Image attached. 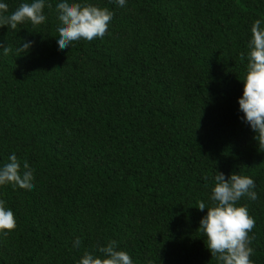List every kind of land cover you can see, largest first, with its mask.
Returning a JSON list of instances; mask_svg holds the SVG:
<instances>
[{
  "label": "trees",
  "instance_id": "obj_1",
  "mask_svg": "<svg viewBox=\"0 0 264 264\" xmlns=\"http://www.w3.org/2000/svg\"><path fill=\"white\" fill-rule=\"evenodd\" d=\"M25 2L0 0L8 14ZM59 2L41 25L0 27V165L15 153L34 176L31 190L0 186L16 218L0 264H78L109 241L133 264H217L196 231L216 171L254 180L258 198L239 206L264 264V152L237 103L264 0H76L114 15L102 39L66 50Z\"/></svg>",
  "mask_w": 264,
  "mask_h": 264
},
{
  "label": "clouds",
  "instance_id": "obj_2",
  "mask_svg": "<svg viewBox=\"0 0 264 264\" xmlns=\"http://www.w3.org/2000/svg\"><path fill=\"white\" fill-rule=\"evenodd\" d=\"M120 7L126 0H115ZM49 8L51 4L47 5ZM45 0H32L31 3H21L11 14L6 3H0V27L15 30L18 25L30 22L33 27L45 22ZM59 50H66L69 45L78 40L92 41L103 38L114 13L108 8H100L90 3L76 0H60L56 4ZM32 42H21L15 49L16 57L27 54ZM13 51L12 46L3 48L4 55ZM247 60L242 77V96L238 99L239 111L243 113V122L255 133L253 139L258 149L264 152V22L256 19L251 24L250 39L246 51L240 53V60ZM33 171L29 164L21 161L13 153L3 165H0V186L11 185L13 188L31 190L34 187ZM205 179H208L205 177ZM209 204L197 202V209L206 211L199 221L196 230L205 238V246L217 264H253L250 247L254 236L249 233L255 226V220L250 216L246 206H239L242 198L255 201L254 180L242 174H230L227 179L223 173L217 172L212 178ZM208 185H205L207 187ZM16 227L13 211L0 200V233L5 235ZM80 238H76L73 247L79 249ZM78 264H133L130 255L118 250L116 241L106 245H97L94 251H84Z\"/></svg>",
  "mask_w": 264,
  "mask_h": 264
}]
</instances>
